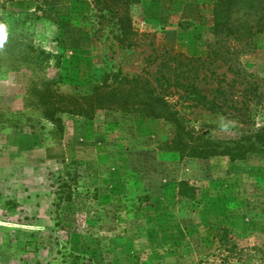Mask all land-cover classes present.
Wrapping results in <instances>:
<instances>
[{
    "label": "rangeland",
    "instance_id": "1",
    "mask_svg": "<svg viewBox=\"0 0 264 264\" xmlns=\"http://www.w3.org/2000/svg\"><path fill=\"white\" fill-rule=\"evenodd\" d=\"M213 1L126 2L138 36L126 45L102 0H0L8 26L0 50V264H58L57 214L72 224L67 248L93 264H264V154L180 158L162 148L161 119L109 109L61 114L63 155L76 161L78 176L71 201L56 209L52 177L61 163L44 156L49 125L22 107L32 76L81 94L110 72L140 73L155 45L204 55L215 39ZM251 14L234 7L230 19ZM47 53L58 55L57 66ZM195 82L206 93L219 83L227 104L247 108L242 118L185 102L187 125L218 139L264 126V28L230 41L227 62L201 69ZM18 111L20 126L12 127ZM180 180L195 189L186 204L176 200Z\"/></svg>",
    "mask_w": 264,
    "mask_h": 264
},
{
    "label": "trees",
    "instance_id": "2",
    "mask_svg": "<svg viewBox=\"0 0 264 264\" xmlns=\"http://www.w3.org/2000/svg\"><path fill=\"white\" fill-rule=\"evenodd\" d=\"M129 1L134 0H102V4L115 19L118 40L126 45H134L138 43V36L125 7ZM234 7L242 9L243 15L252 13L250 19L249 16L244 17L241 22L233 24L230 15ZM211 16V31L215 39L204 55H186L169 51L163 45H155L144 57V67L140 73L126 76L119 71L110 72L101 83L81 94L60 91L54 81L43 76H32L27 80L22 107L35 111L39 119L49 125L51 143L45 147L44 156L61 163L52 177L53 205L56 209L61 203L71 201L78 176L76 161H66L63 155L61 114L90 118L96 110L109 109L161 119L168 123V136L162 148L176 152L180 158L224 157L228 161H239L249 154H264V126L237 138L218 139L186 124L183 111L185 102L188 107L242 118V110L247 108L243 103L241 106L231 101L227 104L228 94L219 83L212 93H206L195 81L201 69L212 71L217 62H227L230 41L238 42L245 37L250 39L264 28V0H214ZM249 20H252L251 24ZM47 57L53 58V65L57 66L58 55L47 53ZM172 96L176 97L173 102ZM14 114L16 116L11 120V126L19 127L21 112ZM30 126H33V122H30ZM194 197V187L180 180L176 200L186 204ZM54 220L56 233L52 244L59 245L56 249L58 264H93L89 256L67 248L72 224L59 214Z\"/></svg>",
    "mask_w": 264,
    "mask_h": 264
},
{
    "label": "clouds",
    "instance_id": "3",
    "mask_svg": "<svg viewBox=\"0 0 264 264\" xmlns=\"http://www.w3.org/2000/svg\"><path fill=\"white\" fill-rule=\"evenodd\" d=\"M8 39V26L4 23H0V50L4 48Z\"/></svg>",
    "mask_w": 264,
    "mask_h": 264
}]
</instances>
